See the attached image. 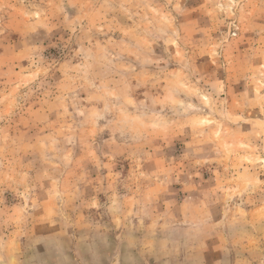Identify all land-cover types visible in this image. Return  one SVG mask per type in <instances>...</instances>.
Listing matches in <instances>:
<instances>
[{
    "label": "rangeland",
    "instance_id": "obj_1",
    "mask_svg": "<svg viewBox=\"0 0 264 264\" xmlns=\"http://www.w3.org/2000/svg\"><path fill=\"white\" fill-rule=\"evenodd\" d=\"M0 264H264V0H0Z\"/></svg>",
    "mask_w": 264,
    "mask_h": 264
}]
</instances>
